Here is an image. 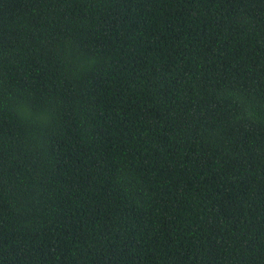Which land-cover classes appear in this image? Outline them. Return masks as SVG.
<instances>
[{"label":"trees","instance_id":"obj_1","mask_svg":"<svg viewBox=\"0 0 264 264\" xmlns=\"http://www.w3.org/2000/svg\"><path fill=\"white\" fill-rule=\"evenodd\" d=\"M0 264H264V0H0Z\"/></svg>","mask_w":264,"mask_h":264}]
</instances>
